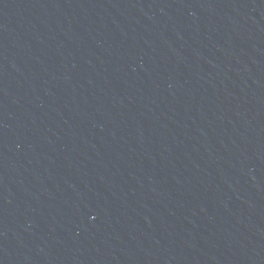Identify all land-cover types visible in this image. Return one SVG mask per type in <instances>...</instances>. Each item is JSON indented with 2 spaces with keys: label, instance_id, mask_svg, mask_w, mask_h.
<instances>
[{
  "label": "water",
  "instance_id": "95a60500",
  "mask_svg": "<svg viewBox=\"0 0 264 264\" xmlns=\"http://www.w3.org/2000/svg\"><path fill=\"white\" fill-rule=\"evenodd\" d=\"M0 264H264V0H0Z\"/></svg>",
  "mask_w": 264,
  "mask_h": 264
}]
</instances>
